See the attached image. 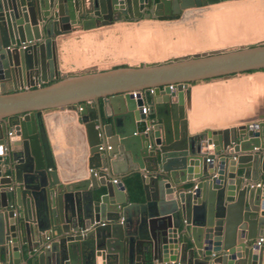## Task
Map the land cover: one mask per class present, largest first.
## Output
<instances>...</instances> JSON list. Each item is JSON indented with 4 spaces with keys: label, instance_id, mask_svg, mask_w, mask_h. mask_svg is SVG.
Here are the masks:
<instances>
[{
    "label": "water",
    "instance_id": "1",
    "mask_svg": "<svg viewBox=\"0 0 264 264\" xmlns=\"http://www.w3.org/2000/svg\"><path fill=\"white\" fill-rule=\"evenodd\" d=\"M228 1L0 0V264H264V115L193 136L185 118L191 84L264 70V44L57 72L55 40L75 27ZM60 109L76 112L93 170L73 183L38 121Z\"/></svg>",
    "mask_w": 264,
    "mask_h": 264
},
{
    "label": "crops",
    "instance_id": "2",
    "mask_svg": "<svg viewBox=\"0 0 264 264\" xmlns=\"http://www.w3.org/2000/svg\"><path fill=\"white\" fill-rule=\"evenodd\" d=\"M204 8H210V11L206 13L205 22L200 24L202 28L192 34L194 43L204 42L227 50L264 44V0H231ZM141 19L148 20L145 17ZM133 21L137 20L125 19L120 23ZM102 27L100 25L87 30L75 27L70 33L56 38V62L59 75L86 73L78 61V51L73 37ZM165 48L152 47L151 56L144 55L142 58L148 57L149 63H155L156 59H164L169 55L170 52L168 54L164 52L172 49L171 46ZM157 50L164 55H160L162 58L153 59L152 57L158 54ZM55 81L52 79L49 83ZM144 105L147 106L146 103ZM148 113L149 108L146 115ZM263 115L264 71L196 82L189 87L185 118L187 131L191 136L241 125L247 120ZM77 117L75 111L60 109L45 111L38 118L46 134L57 178L62 183L86 179L89 173L88 145L83 126L78 123ZM208 152L212 153L211 148ZM130 202L142 204L144 200L142 196H136ZM262 236L264 234L259 237ZM27 263L30 264V261L21 259L19 262V264Z\"/></svg>",
    "mask_w": 264,
    "mask_h": 264
},
{
    "label": "rangeland",
    "instance_id": "3",
    "mask_svg": "<svg viewBox=\"0 0 264 264\" xmlns=\"http://www.w3.org/2000/svg\"><path fill=\"white\" fill-rule=\"evenodd\" d=\"M197 9L199 10L182 13L181 17L175 21L140 19L130 23L122 22L124 24L115 22L116 24L80 33L73 37L78 51V61L83 71L87 72L123 65L139 67L150 62L148 57L151 56L152 47L161 49L175 46L168 52H164L167 54L170 52L164 59H156L164 55L157 50L158 54L152 57L157 62L208 53L213 49L227 50L224 47L204 44V42L194 43L192 34L202 28L200 24L205 22L206 13L210 11V8ZM144 55L148 57L142 58Z\"/></svg>",
    "mask_w": 264,
    "mask_h": 264
},
{
    "label": "built area",
    "instance_id": "4",
    "mask_svg": "<svg viewBox=\"0 0 264 264\" xmlns=\"http://www.w3.org/2000/svg\"><path fill=\"white\" fill-rule=\"evenodd\" d=\"M149 92L152 93V90H149ZM131 95H132V97L134 99H136L138 97H143V92H133V93H131ZM140 111H141V114L146 115V112L148 111V107L146 105H142ZM8 135H11V134L9 133ZM99 149L102 150L103 147L100 146ZM107 149H109V148H107ZM206 162H209V160H206ZM88 172L92 173L93 170H89ZM95 175H96V172H95ZM113 182L115 183L116 180H113ZM257 187H259V184H257ZM101 225H103V223ZM253 245L255 247H258V248L264 247V236L259 237L258 239H256L254 241Z\"/></svg>",
    "mask_w": 264,
    "mask_h": 264
},
{
    "label": "trees",
    "instance_id": "5",
    "mask_svg": "<svg viewBox=\"0 0 264 264\" xmlns=\"http://www.w3.org/2000/svg\"><path fill=\"white\" fill-rule=\"evenodd\" d=\"M126 20H131V19H126ZM259 71H264V70H259ZM252 72V71H251ZM247 73H249V72H247ZM128 180V181H127ZM126 181H125V183H126V187H127V189H128V191L130 192V193H132L133 194V192H134V189H140V183H139V179H138V177H133V178H131V179H127ZM132 185H133V187H132ZM133 199V198H132Z\"/></svg>",
    "mask_w": 264,
    "mask_h": 264
}]
</instances>
